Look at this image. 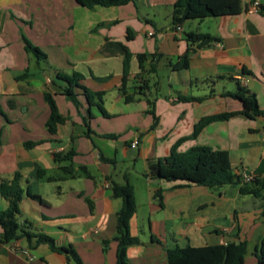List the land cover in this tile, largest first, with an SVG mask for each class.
<instances>
[{
	"label": "crops",
	"instance_id": "0c3cea01",
	"mask_svg": "<svg viewBox=\"0 0 264 264\" xmlns=\"http://www.w3.org/2000/svg\"><path fill=\"white\" fill-rule=\"evenodd\" d=\"M255 1L264 5V0H240V13L187 20L178 29L171 15L175 0H135L94 9L75 0H0V52L9 55L8 62L0 63V100L21 103L14 117L0 113L6 119L0 124V183L18 171L22 186L40 198L26 195L20 201L19 224L30 233L52 236L59 246L73 247L83 264H117L122 199L113 196L111 186L113 181L124 183L127 174L136 204L140 186L146 188L148 200V216H141L137 205L130 221V233L139 242L128 246L127 264H168V247L237 240L248 242L244 264H259L255 250L264 237L262 199L242 194L238 183L209 188L149 175V161L168 164L173 145L186 138L177 144L178 151L194 145L225 149L242 181L246 176L264 177V117L237 114L211 122L190 138L202 117L242 110L239 99L225 95L238 85L254 94L264 109V16L254 8ZM32 30L44 32V37L66 33L70 52L76 55L68 66L82 73L86 87L103 93L107 114L98 105L90 106L79 90L76 105L62 93L64 81L51 78L38 61L33 69L24 61L25 45L21 41L12 47L11 39L24 38ZM189 32L219 40L202 45L189 39ZM122 44L132 53L126 84L134 97L130 102L122 91ZM138 54L147 55L142 66ZM183 61L185 68L180 67ZM68 66L54 71L66 72ZM46 92L54 95L66 116L54 134L46 125ZM182 96L199 99L184 101ZM12 108L17 110L16 104ZM20 117L23 127L18 128ZM138 117H143L140 127L130 132ZM113 118L129 119L119 123V134L106 126ZM137 137L140 144L133 148ZM26 142L35 144L28 147ZM140 160L144 180L122 172L123 165ZM7 204L0 196V210ZM140 223L149 227L144 237L137 232ZM0 264L77 263L35 237L3 242L0 226Z\"/></svg>",
	"mask_w": 264,
	"mask_h": 264
},
{
	"label": "trees",
	"instance_id": "16d2710c",
	"mask_svg": "<svg viewBox=\"0 0 264 264\" xmlns=\"http://www.w3.org/2000/svg\"><path fill=\"white\" fill-rule=\"evenodd\" d=\"M78 4L94 9L97 6H121L126 5L135 0H75ZM243 10L240 0H175L172 9V22L177 28L187 20L203 19L205 17L221 16L225 14H237ZM258 10L264 16V5H259ZM128 38H132V34L128 30ZM187 37L191 40H198L202 45L211 41L219 40L217 37L208 33L189 32ZM25 50L33 51L38 60L46 58V54L26 37L23 38ZM124 50L123 74H122V91L126 96V101L134 100L132 94H128L126 84L130 77V66L132 53L129 48L122 44ZM140 66L147 57L145 54H138ZM182 68L187 66V61L180 64ZM27 72V71H25ZM26 73L18 76L22 78ZM82 73L73 71L66 73L58 71L56 79H60L66 83L62 93L73 101L76 105H80L78 95L81 93L86 98L87 103L98 105L100 109L107 114L102 103V92H95L86 87L81 81ZM80 91V93L77 92ZM242 102L241 111H230L217 113L202 117L194 127V132L190 138H196L204 127L214 121L227 120L237 114H243L249 118L264 117V109H261L254 96L246 87L238 85L235 92H226ZM184 101L198 100L196 97H180ZM45 99L50 108V114L47 120L48 131L52 134L57 132L58 125L66 120L58 107L56 99L51 92L45 93ZM0 113L3 110L0 108ZM90 110L88 108V114ZM114 137L115 135L111 134ZM186 138H181L178 143L173 145L170 154L166 157L168 164L164 165L160 162L149 161V175L156 179H165L168 181H186L189 184H198L209 188H219L224 185L238 183L240 184V192L242 194H251L252 196L264 201V177H253L249 181H242L240 176L233 171L229 152L225 149H214L209 145H194L186 151L177 150L179 143ZM34 142H26L28 147L33 146ZM59 154H56L58 157ZM103 160L109 161L101 156ZM22 176L17 171L12 179L0 183V196L7 200V207L0 210V226L3 230V242L18 240L22 237L37 239V243H47L50 247L61 253H67L76 261L77 264H83L76 250L69 246H59L55 239L43 232L30 233L24 226L18 222L20 214V201L26 196L39 198L26 190L21 183ZM124 183L112 182L111 190L114 197L122 199V207L117 215V264H127V248L131 244L139 242L138 237L132 236L130 233V221L136 213L137 204L135 200L134 187L129 181L127 174L124 175ZM162 191L157 192L160 202ZM40 199V198H39ZM248 251V242L241 240L228 244H212L205 246L184 247L174 246L167 248L168 264H244L245 255ZM259 264H264V237L261 239L260 247L255 250Z\"/></svg>",
	"mask_w": 264,
	"mask_h": 264
},
{
	"label": "rangeland",
	"instance_id": "374dc122",
	"mask_svg": "<svg viewBox=\"0 0 264 264\" xmlns=\"http://www.w3.org/2000/svg\"><path fill=\"white\" fill-rule=\"evenodd\" d=\"M25 37L31 41L34 45L38 46L45 54L46 58H42L38 60V57L34 54L33 51L27 52L23 46H21L22 54H24V61L28 64H31V67L33 69V66L37 67V61L40 63L41 68L44 69V71L51 76V78L56 79V72L54 71L56 68L65 65L68 66L71 64L72 58L76 56L74 53L71 54V47H70V39L69 37L66 36V33L64 32V36L61 37V34L58 32L57 35L58 37H55V33L53 32L52 36L44 37V32H36V31H31V32H25ZM23 42L22 44L25 45L23 37L19 39H11V46L15 47L18 46L19 42ZM2 42V44H1ZM3 39H0V50L3 49ZM9 46V47H11ZM4 50V49H3ZM6 50H8V47H6ZM17 55V54H16ZM9 55L3 54L0 52V63H6L8 62ZM73 61V60H72ZM66 72L71 73L72 68L71 67H64ZM20 72V71H19ZM16 104L17 110H13V106ZM84 104V103H83ZM21 107L20 102H14L12 99H1L0 100V108L3 110V113L5 115H10L14 117L15 114L19 113V110ZM92 109L96 112L99 113L97 107L93 106ZM102 117V116H101ZM134 120V119H133ZM133 120L130 122L132 123ZM143 117H138L135 119L134 123L130 125V132H135L136 127H140V122H142ZM22 121L23 117L18 118L17 122L15 123L16 127L21 128L22 126ZM126 121L127 123L129 122V119L127 118H113L112 120L106 122V126L109 128L110 132H114L116 134H119L117 130H119L120 125L119 123H122ZM6 119L0 115V124L3 123L5 124ZM125 128V127H122ZM122 129H120L121 131ZM126 131L125 129H123ZM0 135L1 134L0 132ZM190 148V147H189ZM187 150V149H186ZM142 161H137V163L134 164H125L123 165L122 172L124 171H129L131 172V176L134 180H137V177L139 179H145L144 177V169L142 166ZM138 179V180H139ZM138 182V181H136ZM137 196V205L139 208V211L141 213V216H148V200H147V190L145 187L140 186L138 189V192L136 194ZM139 229H137V232L139 235L144 234H149V227L145 223H140L139 224ZM184 244L183 240L181 238V245Z\"/></svg>",
	"mask_w": 264,
	"mask_h": 264
},
{
	"label": "built area",
	"instance_id": "2783aa9c",
	"mask_svg": "<svg viewBox=\"0 0 264 264\" xmlns=\"http://www.w3.org/2000/svg\"><path fill=\"white\" fill-rule=\"evenodd\" d=\"M259 5H260L259 1H255V2H254V8H257ZM178 29H180V27H178ZM139 144H140V141H139V138L137 137V138H135V139L132 141V143H131V147H133V148H137V147L139 146ZM252 178H253L252 176H246V177H245V180H246V181H249V180H251Z\"/></svg>",
	"mask_w": 264,
	"mask_h": 264
},
{
	"label": "water",
	"instance_id": "95a60500",
	"mask_svg": "<svg viewBox=\"0 0 264 264\" xmlns=\"http://www.w3.org/2000/svg\"><path fill=\"white\" fill-rule=\"evenodd\" d=\"M237 243H239V240H237Z\"/></svg>",
	"mask_w": 264,
	"mask_h": 264
}]
</instances>
